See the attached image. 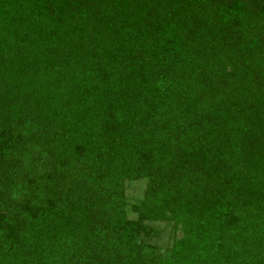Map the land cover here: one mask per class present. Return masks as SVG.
Here are the masks:
<instances>
[{"label": "trees", "instance_id": "obj_1", "mask_svg": "<svg viewBox=\"0 0 264 264\" xmlns=\"http://www.w3.org/2000/svg\"><path fill=\"white\" fill-rule=\"evenodd\" d=\"M0 264H264V0H0Z\"/></svg>", "mask_w": 264, "mask_h": 264}, {"label": "rangeland", "instance_id": "obj_2", "mask_svg": "<svg viewBox=\"0 0 264 264\" xmlns=\"http://www.w3.org/2000/svg\"><path fill=\"white\" fill-rule=\"evenodd\" d=\"M144 188V180H132V181H125L124 183V193L127 197L129 203L134 202V200L141 196L142 190ZM130 217H133L134 214L132 212H128ZM152 226L157 231L156 236L154 237L153 241L166 245L170 242L172 236H177L179 232L173 230L168 224L164 223L163 221H154L151 222Z\"/></svg>", "mask_w": 264, "mask_h": 264}]
</instances>
